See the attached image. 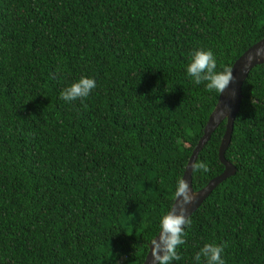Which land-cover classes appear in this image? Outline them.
<instances>
[{"label": "trees", "instance_id": "1", "mask_svg": "<svg viewBox=\"0 0 264 264\" xmlns=\"http://www.w3.org/2000/svg\"><path fill=\"white\" fill-rule=\"evenodd\" d=\"M263 36L264 0H0V264H143L219 97L187 76L189 54L211 49L220 71ZM82 76L90 95L60 98ZM224 129L195 192L224 170ZM224 156L235 174L190 216L173 264L205 243L264 264V64Z\"/></svg>", "mask_w": 264, "mask_h": 264}, {"label": "clouds", "instance_id": "2", "mask_svg": "<svg viewBox=\"0 0 264 264\" xmlns=\"http://www.w3.org/2000/svg\"><path fill=\"white\" fill-rule=\"evenodd\" d=\"M264 58V46L257 47L255 53L248 57V63L253 60ZM186 73L196 85L205 84L209 92L215 91L222 94L231 82L235 80L233 67L224 66L217 70V62L211 49L200 47L189 54V61L186 65ZM96 87L93 78L80 77L60 92V98L66 102L80 100L83 102L92 90ZM254 104V101H253ZM227 118L225 113L215 116L216 119ZM193 173L197 171H208V167L200 160H195L187 165ZM197 194L194 193L184 176L177 177L173 193V203L159 219V233L150 241L151 264H173L179 260L176 249L185 243V226L191 223L188 214V206L194 204ZM224 246L215 243H205L194 257L196 264H225L222 254Z\"/></svg>", "mask_w": 264, "mask_h": 264}, {"label": "water", "instance_id": "3", "mask_svg": "<svg viewBox=\"0 0 264 264\" xmlns=\"http://www.w3.org/2000/svg\"><path fill=\"white\" fill-rule=\"evenodd\" d=\"M262 46H264V36L260 41L247 49L233 64V76L235 80L229 84L222 94H219L215 108L203 128V134L192 150L186 164L182 176L188 181L190 189L197 194L196 202L188 206V214L190 216L198 209L213 189L235 174V167L225 159L224 154L230 144L234 120L241 106L242 85L254 67L264 64V58H258L253 60L252 63H248V57L255 53L257 47ZM222 112L227 115L228 119L221 117V119L218 120L215 118V116ZM222 122H225V129L218 148V160L223 165L224 170L219 176L210 180L205 187L195 192L192 187V171L190 167L187 168V165L197 160L198 154L209 141L212 133ZM143 264H151L150 245Z\"/></svg>", "mask_w": 264, "mask_h": 264}]
</instances>
